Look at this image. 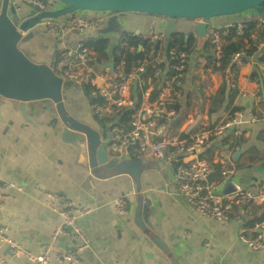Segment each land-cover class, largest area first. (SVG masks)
I'll return each mask as SVG.
<instances>
[{
  "label": "crops",
  "instance_id": "crops-1",
  "mask_svg": "<svg viewBox=\"0 0 264 264\" xmlns=\"http://www.w3.org/2000/svg\"><path fill=\"white\" fill-rule=\"evenodd\" d=\"M262 16L249 9L210 21L222 27L245 20L254 25L245 45H255L256 51L238 73L247 94L232 88L224 78L222 64L213 61L209 37H202L195 30L200 19L176 21L178 31L191 35L180 109L195 117L194 123L180 121L179 133L189 132L190 136L240 108L264 110V78L261 82V70L254 63L264 53V45L260 44L264 39ZM152 17L140 12L122 13L118 17L121 28L103 31L102 35L110 41L108 54L117 43L120 30H145ZM157 20L165 30L167 22L161 16ZM88 36L94 37V32H72L68 42L76 45ZM55 45L54 36L44 30L43 24L23 33L19 43L31 59L49 64ZM257 85L261 100L256 101L250 92ZM146 86L152 90L154 84L147 81ZM62 93L61 111L50 98L22 102L0 95V191L13 195L0 206V227L6 228L8 236L35 253L52 243L54 229L63 221L60 208L64 206L62 200L48 195L53 192L79 209L76 223L90 238L89 247L75 264H264V248L253 249L239 238L238 208L226 221L199 213L177 190L174 164L165 160H143L153 167L141 174V193L146 201L141 212L143 223H137L134 176L117 167L98 164L85 139L71 142L62 137L64 126L76 130L79 124H87L103 128L106 141L107 125L93 113L88 94L75 81L64 80ZM243 120L239 134L226 132L212 138L200 150V156L215 163L209 182L223 181L221 165L226 162L236 169L232 176L235 182L257 190L264 180V118L253 120L245 112ZM19 185L22 190L17 189ZM123 196L131 198L130 210L117 209L116 201ZM245 221L248 226L264 227V204H250ZM152 234L167 246V251L154 242ZM53 243L56 247H69L72 237L61 233ZM9 250L0 237V251L10 258L11 264H34L24 255L11 256Z\"/></svg>",
  "mask_w": 264,
  "mask_h": 264
},
{
  "label": "built area",
  "instance_id": "built-area-1",
  "mask_svg": "<svg viewBox=\"0 0 264 264\" xmlns=\"http://www.w3.org/2000/svg\"><path fill=\"white\" fill-rule=\"evenodd\" d=\"M10 1L18 11L21 9L23 0ZM25 1L37 4L41 9H48L47 0ZM56 8L59 7L54 9ZM120 14L122 13H118L117 16ZM112 15L108 10L90 12L78 10L43 22L44 30L54 36L56 44V52L50 65L63 80L75 81L88 94L93 113L107 125L109 136L106 141L112 157L120 160L123 158L145 160L147 157H155L173 163L177 190L192 207L217 221L230 220L234 209L238 208L240 214L237 220L241 222L239 238L253 249L264 248V227L248 226L245 221L250 204H264V180L257 190L243 187L232 177L236 171L235 167L225 162L221 165L223 181L209 182L210 174L216 168L215 163L200 156V150L212 138L223 136L226 132L239 134V125L244 121L245 112L250 119L255 120L264 118V110L256 112L251 109H237L222 117L214 125L199 129L187 138L179 139V122L185 120L194 123L195 117L169 106L167 102L177 101L183 96V91L179 87L184 83L189 55L184 48L168 46L167 43L173 42L174 38L167 37L165 30L159 27L157 16L153 15L145 30L139 28L120 30L116 45L105 59H99L95 48L89 45L90 36L79 40L76 45L69 44L72 32L82 35L93 31L94 37H103V31ZM161 18L167 22L166 17ZM260 21L264 24V16ZM249 25L246 20L225 27L209 22L207 36L213 44L214 56L218 63L222 64L223 36L226 29L234 27L239 34H243ZM132 37L139 38L138 48L143 51V55L136 63L133 61L131 67L127 69L126 50L136 49L131 42ZM260 44L264 45V39ZM249 46H242L226 65H222L224 78L228 80L230 86L244 94H247V90L238 80V73L250 61ZM109 62H113V66H109ZM163 63L166 64L165 67H162ZM254 63L259 65L260 77L264 78V60H256ZM147 81H151L154 86L157 84L160 88V93L154 100L150 98L152 90L146 86ZM256 81L258 83L259 79ZM138 88L141 90L140 98L135 95ZM250 93L256 101L261 100L259 85ZM132 106L135 108L129 113L128 123L123 124L121 118L126 109H131ZM176 116H180V120L171 124ZM229 180L235 184V189L226 194L219 193ZM17 189L22 190V186H17ZM48 195L51 198H59L64 203L60 208L63 221L55 227L52 243L45 246L41 252L35 253L8 236L4 232L5 227H0L1 241L9 246L11 256L24 255L34 264H51L52 261L56 264H75L90 245L86 231L76 223L78 217L76 213L79 209L62 195L53 192H48ZM11 196L13 195L10 193L0 191V206ZM126 206L125 196L116 201L119 211L125 210ZM61 233H67L72 237L71 249L54 246L53 242ZM0 264H11L10 258L1 251Z\"/></svg>",
  "mask_w": 264,
  "mask_h": 264
},
{
  "label": "water",
  "instance_id": "water-1",
  "mask_svg": "<svg viewBox=\"0 0 264 264\" xmlns=\"http://www.w3.org/2000/svg\"><path fill=\"white\" fill-rule=\"evenodd\" d=\"M61 2L56 9H41L37 4L21 1L18 11L10 0H0V95L22 102L50 98L61 111L63 106V78L49 63L31 59L19 46L23 33L33 29L50 18L66 16L78 10L105 11L113 15L109 18L105 31L121 28L118 13L140 12L167 18L165 34L167 37L178 32V19H200L195 30L198 35H207L208 24L212 19L223 15L242 13L253 9L264 16V0H54ZM28 36V34H27ZM26 36V37H27ZM113 66V62L108 63ZM180 116L172 119L177 123ZM103 128L79 124L74 130L63 127L62 137L71 142L86 140L88 150L96 155L98 164L117 167L121 172L132 174L136 180L135 221L142 225V205L146 201L141 193V174L153 166L134 158L118 159L108 151V142L103 138ZM109 135H107L108 137ZM235 189L231 180L227 181L219 193H229ZM127 199L126 209L130 210L132 201ZM154 242L164 250L167 246L156 235H151ZM63 248L71 249L63 244Z\"/></svg>",
  "mask_w": 264,
  "mask_h": 264
},
{
  "label": "trees",
  "instance_id": "trees-1",
  "mask_svg": "<svg viewBox=\"0 0 264 264\" xmlns=\"http://www.w3.org/2000/svg\"><path fill=\"white\" fill-rule=\"evenodd\" d=\"M254 25H249L243 34H239L234 27H228L226 29V34L223 36V55L221 57V62L222 65H226L231 57L238 52L242 46H244L245 43V38H248L249 35L252 33V28ZM173 42L167 43L168 46L175 45L178 48H184L187 51H189V47L191 44V35L186 36L185 33L183 32H176L173 34ZM131 42L135 45L136 49L134 51H129L128 49L126 50V54L128 56V60L126 63V68L129 69L132 65V62L136 63V60L142 57L143 51L138 48V44L140 43V40L138 37H132ZM89 45L93 46L99 56V59L106 58L108 56V47H109V38L106 36L103 37H92L89 40ZM256 51V46L251 45L248 47V52L249 54H253ZM260 60H264V53H262L259 56ZM213 61H217V58H213ZM166 64L163 63L162 67H165ZM168 73V72H167ZM179 89L183 90V86L179 87ZM160 93V88L157 86V84L152 88L151 91V96L150 98L152 100L156 99ZM135 95L140 98L141 96V90L138 88L135 91ZM183 103L182 97L179 98V100L174 101V102H167L169 106H174L175 108L179 109L181 108ZM135 108V106H132L131 109H126V112L123 114L121 118V122L123 124H127L129 120V113ZM104 122L103 120H101ZM105 123V122H104ZM189 136V132H180L179 137L180 138H185ZM249 224L251 223L250 221L248 222Z\"/></svg>",
  "mask_w": 264,
  "mask_h": 264
},
{
  "label": "rangeland",
  "instance_id": "rangeland-1",
  "mask_svg": "<svg viewBox=\"0 0 264 264\" xmlns=\"http://www.w3.org/2000/svg\"><path fill=\"white\" fill-rule=\"evenodd\" d=\"M48 3H47V7L48 8H55V7H60L61 6V2H58V1H49L47 0ZM79 11H82V12H90V10H79ZM121 15V14H120ZM261 82H263V78H261Z\"/></svg>",
  "mask_w": 264,
  "mask_h": 264
}]
</instances>
